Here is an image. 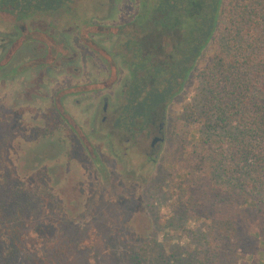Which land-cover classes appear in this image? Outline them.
I'll use <instances>...</instances> for the list:
<instances>
[{
  "label": "rangeland",
  "instance_id": "obj_1",
  "mask_svg": "<svg viewBox=\"0 0 264 264\" xmlns=\"http://www.w3.org/2000/svg\"><path fill=\"white\" fill-rule=\"evenodd\" d=\"M138 1L73 0L65 10L66 15L60 11L53 17L35 13L32 19L37 18L39 23L40 17L51 22L48 32L41 31L44 21L38 25L31 23L32 20L30 24L21 20L23 24L15 27V21L0 12V46L4 48L0 50V243L4 250L15 243L19 248L23 246L18 251V261L123 264L130 253L141 248L151 252L156 243L165 248L177 246L184 251L193 247L191 238L202 232L199 221L178 217L170 210L176 190L168 188L171 172L178 166L174 163L172 168L168 163L174 161L179 150L185 153L187 149L186 144L181 145L179 137L184 132L189 138L197 135L198 124L183 119L182 113L184 107L193 102L195 74L200 69L190 76L183 92L157 111L156 121H162L165 129L164 141L156 150L149 146L151 134L148 135L146 129L137 128L131 133L117 127L115 109L107 111L105 121L100 123L95 112L99 106L94 110L97 98L91 92L75 93L60 100L63 109L69 112V125L80 137V143L66 130V122L55 117L58 123L53 124L54 117L47 119V109L54 95L66 89V76L72 86L92 80L84 74L82 77L77 74V80L76 72H72L75 66L83 70L89 68L91 60L85 62L83 50L77 56L71 54L68 73L63 61L60 71L52 67L56 64L50 62L53 57L58 54L66 57L63 40L55 42L54 47L49 41L57 40L49 34L52 28L62 27L60 23L66 22L62 27L68 31L65 39L71 49L78 52V45L95 49L94 42L99 41L111 53L122 48L125 53L126 44L131 43L137 33L131 25L123 26V23L152 3V0H140L138 5ZM107 11L110 17L103 18L101 15ZM11 28H16L20 37L27 35L24 41L29 42L8 54L4 42L10 36L4 31ZM170 42V36L161 38L163 46ZM132 48L135 50V46ZM87 49L85 51L91 54ZM165 51L167 49L157 58H162ZM96 52L106 57L100 48ZM46 54L49 62L38 61L39 66L49 65L45 68L50 82L42 83L40 89L33 81L39 69L32 64L36 62L35 56L45 57ZM206 54L210 55V48ZM123 57L129 63L136 59L131 52ZM202 63L200 61L197 67L201 68ZM14 65L18 67L17 74L7 79L4 75ZM92 70L97 76L93 79L97 81L114 75L119 79L124 76L118 62L109 73L100 74L99 67ZM55 106L64 111L58 100ZM250 239L242 257L234 264H264V241ZM182 255L181 259L187 257ZM28 256L31 258L27 260ZM215 261L229 264L223 257Z\"/></svg>",
  "mask_w": 264,
  "mask_h": 264
},
{
  "label": "trees",
  "instance_id": "obj_2",
  "mask_svg": "<svg viewBox=\"0 0 264 264\" xmlns=\"http://www.w3.org/2000/svg\"><path fill=\"white\" fill-rule=\"evenodd\" d=\"M72 1L0 0V12L21 20L68 10ZM144 10L125 23L137 33L129 43L136 59L115 125L149 123L200 69L193 102L182 113L198 124L197 135L182 133L187 149L168 163L178 165L168 187L176 190L175 201L168 206L199 221L202 232L184 251L156 243L123 264H218L221 257L234 264L250 238L264 241V0H152ZM164 36L171 38L166 48ZM15 244L4 250L0 243V264H28L18 261L23 246Z\"/></svg>",
  "mask_w": 264,
  "mask_h": 264
},
{
  "label": "flooded vegetation",
  "instance_id": "obj_3",
  "mask_svg": "<svg viewBox=\"0 0 264 264\" xmlns=\"http://www.w3.org/2000/svg\"><path fill=\"white\" fill-rule=\"evenodd\" d=\"M141 1L139 0L138 1V5H140ZM125 4V3H123ZM133 5V3H132ZM130 8V7H129ZM125 10V9H124ZM61 12V14H65L66 15V11L65 9L63 10H58ZM58 11H54V12H36V13H43L45 14L44 16H48V17H53L55 16V14H57ZM130 11V9H129ZM132 11V9H131ZM110 11H107L106 13H103V15H101L103 18H109V13ZM139 12V10H138ZM35 14V13H34ZM34 14H31L30 16L24 18V19H21L23 20V22H28V24H30V20L31 23L35 24L37 23L38 25H42L43 21L45 23L44 25V29H42L41 31L42 32H48L49 30V27L51 25V22L49 21H45L44 20V17H40L41 19V23H39V20H34L32 19ZM73 16V15H72ZM100 16V17H101ZM70 17V16H69ZM134 17V15L132 16ZM132 17H130V19H132ZM92 19V18H91ZM128 19V20H130ZM12 20V19H11ZM14 20V19H13ZM21 20H14L13 23H14V26L15 27H19V25L21 26V24H23L21 22ZM127 20V21H128ZM21 22V23H18V22ZM90 22V21H89ZM62 25V27H65L66 26V22H63V23H60ZM91 24V22L89 23V25ZM54 25V24H53ZM57 25V24H55ZM101 26H104V25H101ZM123 26H125V24L123 23ZM127 26V25H126ZM24 27V25H23ZM28 27V26H27ZM61 26L58 27L57 29H54L52 28V30L49 32V34L51 35H54L55 37H57V40L55 39L54 42L51 41L49 38V41L51 42V44L53 45V47L55 46V42H58V40H63L64 41V45L63 47H65V43H66V57H63V56H60L58 54V56L60 57H53L52 60L50 61L52 64L53 62H56V64L52 65V67L54 68L56 66L57 70L59 69H62V67L64 65L63 62L66 63V73H68L69 71L67 70V67L68 65H70V63L72 62V55L74 56H77L80 51L83 50L84 52V56L85 57V62L86 60L90 61V64H89V68L87 69H82L80 66L78 67H73V71L72 72H76L74 73L75 77H77V74L80 75L79 77H82V75L84 74L86 77L92 79L91 81H81L82 83H76L75 85H71L69 83H67V76H66V89L65 91H60L59 94L57 95H54L53 99L51 100V105L53 103H56L57 104V100H58V103L60 104L61 106V109H63L64 107L61 105V102L60 100L62 98H67L68 96L72 95V94H75V93H87V92H91V93H94L96 98H97V101L94 102L95 103V109H98V106H99V109L96 112V115L99 117V122L102 123L105 121V113L109 110H114L115 109V113H116V118L119 114V110H120V105L123 103V99L126 95V93L128 92V87H129V80H130V74H129V63L126 59H124L123 55L126 54V52H131L132 54V46L130 44H126L125 46V53H124V48L120 49V50H116L114 51L113 53L110 52L109 49H106L103 44L99 41L94 42V45L97 46V48L93 49V48H90V49H87V46L85 45H78L77 48L79 49V52L77 50H75V48H72L69 46L68 42L66 41V34L68 33V31H66L65 29H63ZM116 27V25H115ZM118 28V27H116ZM65 30V31H64ZM16 28L15 30L11 28V30L9 31H4L5 34L9 35L10 36V39H8L6 42H4L6 44V48H7V52L9 54L10 51H12V54L14 52H17L18 50L21 49L22 45L23 44H26L27 42L29 41H24V38L27 36V35H24L22 37H20L17 32H16ZM33 34V33H31ZM88 36V33L86 34ZM104 35V34H103ZM109 35H111L109 33ZM108 39V38H106ZM104 39V40H106ZM103 40V42H104ZM32 41V40H31ZM3 43V44H4ZM112 45H114V43H111ZM14 45V46H13ZM85 48V49H84ZM98 48H100L103 52L104 55H106V57L104 56H101L98 54V52H96L98 50ZM4 49L3 46L1 47L0 46V50ZM88 50L91 52V54H88L87 51L85 50ZM49 54V52H48ZM48 54L44 56H40V57H37L35 56L34 58V61H36L34 64H32V66L36 67L37 69H39L35 75L33 76V81L35 83V85L40 89L42 88L41 84L42 83H45V81H47L48 83L50 82L47 77V69L45 67L49 66V65H46V66H39L40 63L39 61H41L42 59H45V61L47 60V57L49 58ZM5 55L7 56L6 52H5ZM92 55L95 57L93 58ZM58 59H60L61 61H59ZM25 60H28V59H25ZM30 60V59H29ZM39 60V61H38ZM32 61V60H31ZM63 61V62H62ZM127 61V62H126ZM47 62H49L47 60ZM84 62V61H83ZM82 62V63H83ZM119 63L121 65V68H123V71H124V76L121 77L120 79L116 77V75H114L113 77H109L108 79H104V80H101V81H97L93 78H96L97 76L94 74L93 72V68H96V67H99L101 68V70L99 71L100 74H103V72H106V73H109L112 65H114L115 63ZM17 65H14V67H11L8 71V74L7 75H4L5 77H7V79H12L13 76H15V73L17 68L15 67ZM96 70V69H95ZM82 71V73H81ZM117 71V70H116ZM120 71V69H119ZM117 78V79H116ZM53 79V78H52ZM77 80H79V78L77 77ZM119 80V81H118ZM89 86V88H88ZM104 90H106V93L104 92ZM103 92V93H102ZM53 102V103H52ZM101 102V103H100ZM100 104V105H98ZM53 106L51 107H48V120H51V116L54 117V121L55 119L57 118L58 120H61L62 122H66V130L67 131H71L70 133L73 135L72 138H75L76 140H78V142L80 143V137L78 136V134L72 129V127L69 125V122L68 120L70 119V115H69V112L68 110H64L63 112L60 111V107L57 108V111L58 112H54L53 111ZM59 113V114H58ZM95 115V116H96ZM56 117V118H55ZM53 119V118H52ZM115 119V117H114ZM156 117L154 116L151 121L147 124L143 123L142 124V121L140 119H137V120H134L133 121V124L132 125H128L126 128L129 132H134L135 129L137 128H141V129H146L148 131V135L151 134V138H150V141H149V146L155 150L158 148L159 149V145L164 141V124L162 123V121H156ZM157 122V123H156ZM53 124H55V122H52ZM66 131V133L68 134V132ZM69 138V137H68Z\"/></svg>",
  "mask_w": 264,
  "mask_h": 264
}]
</instances>
